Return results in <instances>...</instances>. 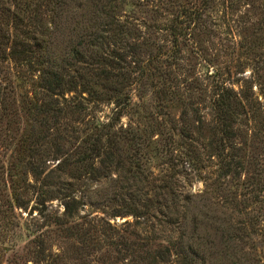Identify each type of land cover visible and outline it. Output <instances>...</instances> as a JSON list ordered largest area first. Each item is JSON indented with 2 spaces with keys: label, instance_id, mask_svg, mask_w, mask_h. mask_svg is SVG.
Masks as SVG:
<instances>
[{
  "label": "trees",
  "instance_id": "1",
  "mask_svg": "<svg viewBox=\"0 0 264 264\" xmlns=\"http://www.w3.org/2000/svg\"><path fill=\"white\" fill-rule=\"evenodd\" d=\"M237 2L0 0V143L29 154L22 173L34 178L27 191L0 158V215L19 226L16 211L33 203L29 241L9 264H264V140L238 142L248 98L234 57L225 71L200 57L209 120L193 107L177 127L165 112L194 69L191 43L201 52V40L236 39L224 19ZM134 106L146 124L123 123ZM24 117L30 129L17 136Z\"/></svg>",
  "mask_w": 264,
  "mask_h": 264
},
{
  "label": "rangeland",
  "instance_id": "2",
  "mask_svg": "<svg viewBox=\"0 0 264 264\" xmlns=\"http://www.w3.org/2000/svg\"><path fill=\"white\" fill-rule=\"evenodd\" d=\"M236 6L239 7L236 12H233L229 19H224L225 26L227 23H232V20L236 21V39L231 41L230 39L227 40L226 36H220L213 41L214 43L203 41V44L201 40L200 44L202 48L204 47L201 52L197 50L194 52L193 49L196 45L191 43V46L185 50V57L189 56L187 59V62H189L188 65H191L194 69L179 74L181 82L185 80L187 82L182 83L179 100L175 101L173 107L168 108L165 112H170L171 118L174 120L177 127H184V125L180 123V120L184 118V113L186 112L188 114H193V107L199 108L202 111L204 119L209 120L210 116L207 114V110H205V105L207 103L206 88L210 85L207 79L209 65L205 64V67L200 57L203 55L205 58L209 56L213 58L214 55L217 56L224 71L231 57H234L235 67L233 68V77L241 80L240 83L235 85V90L238 91L239 97L243 102H245V96L248 98L246 113L242 115L239 125L237 126L243 138L238 142L239 144L247 142L250 147L256 145L258 149H261L263 143L259 141L264 140V86H258V82L264 81V73H258L257 70L259 67L264 66V0H238ZM133 103L142 104V101L138 99L136 94L134 95ZM146 106L149 107V104H146ZM139 109V106H134L131 115L124 117L123 123L125 125L130 123L135 127L138 124H142V122L146 124V121H142V118L135 113L137 110L139 111ZM109 113L110 108H104L101 116L104 118ZM193 121L194 116L191 115L189 122ZM30 124L31 122L27 117L22 118V123L18 126L20 130L17 129L20 133H16L17 136L26 133L30 129ZM171 126L173 125L169 127ZM56 129L48 132L51 135L47 141L51 139V136L56 135ZM13 144H16V142ZM45 147H47V150L51 151L48 155L49 157H47V159L50 160L47 161L46 164L48 168L53 166L54 161H52V158L55 156L57 147L51 142L47 143ZM64 147L65 150L72 152L75 146L66 144ZM260 152L263 154L264 149H261ZM0 158L5 165L6 175L11 172L14 165H17V169L19 170L17 171L18 176L15 180L17 182H22L27 191H29L27 182L30 184L33 183L34 178L31 175L25 177L22 173L23 169L26 167V163L30 160L29 154L25 152L19 153L18 150H15V146L11 144L7 145L6 143H0ZM7 178H9L8 175ZM192 190L194 193H199L203 190V183L199 181L194 182ZM10 192V189L9 192H6V203L10 198ZM24 197L29 199L31 195L24 193ZM4 202L5 200L3 203ZM52 204L54 210H59V214L63 213L64 206L61 201L54 200ZM32 205L33 203H30V207L26 211L23 209L16 211L21 223L19 226L17 223L14 225V222L11 220V212H8L5 217L0 215V264H9L10 261L15 259V255H17L18 252H22V250L25 249L29 241V229L27 227L31 224V218L28 215ZM35 215L36 212L34 216ZM133 220L132 216H128L111 219V222L122 224ZM39 224L41 225L42 222H39ZM29 228L32 229L31 226H29ZM54 244L57 246V243ZM31 256L25 257L26 262H24V264H34V257Z\"/></svg>",
  "mask_w": 264,
  "mask_h": 264
}]
</instances>
